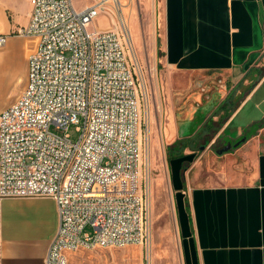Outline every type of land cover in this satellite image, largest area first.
Here are the masks:
<instances>
[{"label":"built area","instance_id":"1","mask_svg":"<svg viewBox=\"0 0 264 264\" xmlns=\"http://www.w3.org/2000/svg\"><path fill=\"white\" fill-rule=\"evenodd\" d=\"M31 4L30 21L19 30L37 39L27 85L0 112V198L56 200L59 228L46 264H69L67 251L82 247L143 243L148 207L137 80L123 33L88 26L107 5L120 12L121 2L82 9L73 0ZM7 37L0 34V46Z\"/></svg>","mask_w":264,"mask_h":264},{"label":"crops","instance_id":"2","mask_svg":"<svg viewBox=\"0 0 264 264\" xmlns=\"http://www.w3.org/2000/svg\"><path fill=\"white\" fill-rule=\"evenodd\" d=\"M153 4L150 27L158 62L188 73H229L234 85L247 88L233 98L218 131L219 137L227 132L226 140L234 142L231 151L240 149L247 171L240 164L238 171L230 166L232 173L215 167V180L198 183L194 178L184 184L181 164L176 168L173 186L184 264H264V120L237 124L235 136L228 134L264 81V0H153ZM31 10V0H0V34L8 36L0 46V112L27 85L28 59L37 39L19 30L28 25ZM253 73L257 80L251 79ZM59 221L53 197L0 198V264H46Z\"/></svg>","mask_w":264,"mask_h":264},{"label":"rangeland","instance_id":"3","mask_svg":"<svg viewBox=\"0 0 264 264\" xmlns=\"http://www.w3.org/2000/svg\"><path fill=\"white\" fill-rule=\"evenodd\" d=\"M73 1L78 9L89 2V0ZM123 1L125 10L118 14L110 5H107L88 26L91 30L112 27L123 33L125 50L137 80L141 120L140 179L142 190L147 199L148 238L143 243H131L122 247H82L67 251V256L69 264H184L176 210V190L173 186L177 181L176 168H178V164H181L184 184H191V179L194 178L198 180V183L215 180V166H208V155L206 154L198 160L199 156L203 155L202 149L198 145V157L194 158L195 155L190 154L189 149H185L186 157L183 160L175 159L169 163L167 149L172 147L177 137V125L171 99L173 90L171 81L176 79L179 84L182 80L186 83L187 78L192 75L190 72L168 69L156 60L155 45L152 43L153 28L150 27L154 19L153 0ZM257 78L259 76L253 73L251 79L254 81ZM230 82L234 84L232 77ZM243 86V84L241 87L237 86L235 96L240 95L239 90L243 89L246 92L247 88ZM174 89L176 93L182 91L180 87ZM211 95H204L207 100L205 105L210 103ZM263 95L264 81L262 88L251 100H248L229 128L230 136H235L234 131L237 124L245 126L254 120H264V102H260ZM189 100L187 101L189 102ZM200 101H203L202 97H200ZM189 103L193 104L195 100L192 99ZM185 104L178 105L182 112L186 109ZM203 106L195 104V109ZM213 109L214 107L210 105L207 109L208 113ZM206 112L199 114V119L196 121L191 118L186 120L185 117L178 115L181 124L183 123L181 125L182 134L188 135L194 132L198 121L203 120ZM184 119L185 121H183ZM69 133L73 140H77L80 136L76 125L70 126ZM226 133L219 138L220 145L225 141ZM200 144L203 145L202 140L199 141ZM239 150H232L219 156V159L224 163L228 162V159L234 161L236 168L242 163L244 171H247L245 164L247 159ZM196 161L199 162L196 163ZM218 170L227 173V168L218 166Z\"/></svg>","mask_w":264,"mask_h":264},{"label":"flooded vegetation","instance_id":"4","mask_svg":"<svg viewBox=\"0 0 264 264\" xmlns=\"http://www.w3.org/2000/svg\"><path fill=\"white\" fill-rule=\"evenodd\" d=\"M190 73L192 76L187 78L188 81L186 83L182 80L181 84H179L178 80L176 79H172L171 81V86L173 88L171 99L174 106L173 113L177 125V137L175 142L186 143L185 149H189L190 154L195 155L194 158L199 156L197 153L198 145L203 152V155L199 156L198 160H200L204 154H206L208 155L207 164L208 166L210 165L209 167L222 166L227 168L228 172L232 173L234 169L232 170L230 166L234 167L236 165L235 162L228 159V162L224 163L219 159V156L230 152L231 149L234 148V142L224 139L225 141L220 145L218 143L220 138L218 131L224 119H226L225 117L228 115L230 104L232 103L237 91V85H234L230 82L231 77L229 73ZM175 87H180L182 91H179L180 93H176V90L174 89ZM204 95L212 96L209 104L205 105L207 100L205 99ZM200 97H202L203 101H200ZM188 99H190L189 102L194 99L195 103L190 104L187 101ZM184 104L186 109L182 112L178 105L181 106ZM195 104L204 106L202 108L195 109ZM210 105H212L214 109L212 112L207 113L202 121H198L196 130L188 135H180L182 130L181 125L183 123L181 124V121L178 119V115L180 117H185L186 120L191 118L196 121L199 119V114L206 112ZM183 121H185V119ZM201 140L203 145H199V141ZM213 153L215 154V157ZM198 162L199 161H196V163ZM240 165H242L240 168L244 169V165L242 163ZM240 168H237L236 170L238 171Z\"/></svg>","mask_w":264,"mask_h":264},{"label":"trees","instance_id":"5","mask_svg":"<svg viewBox=\"0 0 264 264\" xmlns=\"http://www.w3.org/2000/svg\"><path fill=\"white\" fill-rule=\"evenodd\" d=\"M158 43H160V40H158ZM159 54H161V51L159 50ZM230 111V108H229ZM228 111V115L230 114V112ZM260 127V124L257 125V129ZM186 148V143H181V142H175L171 148L167 149V155H168V161L169 163L172 160L175 159H180L183 160L186 157V154L184 153V150ZM194 155V154H192Z\"/></svg>","mask_w":264,"mask_h":264},{"label":"water","instance_id":"6","mask_svg":"<svg viewBox=\"0 0 264 264\" xmlns=\"http://www.w3.org/2000/svg\"><path fill=\"white\" fill-rule=\"evenodd\" d=\"M208 113V111L206 112V114ZM180 135H183L182 132L180 133Z\"/></svg>","mask_w":264,"mask_h":264}]
</instances>
